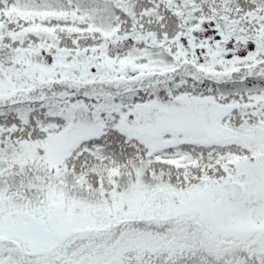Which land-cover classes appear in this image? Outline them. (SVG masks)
<instances>
[{
  "label": "snow or ice",
  "instance_id": "1",
  "mask_svg": "<svg viewBox=\"0 0 264 264\" xmlns=\"http://www.w3.org/2000/svg\"><path fill=\"white\" fill-rule=\"evenodd\" d=\"M0 264H264V0H0Z\"/></svg>",
  "mask_w": 264,
  "mask_h": 264
}]
</instances>
